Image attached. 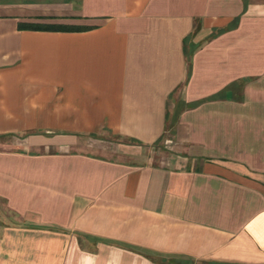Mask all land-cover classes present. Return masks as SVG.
Masks as SVG:
<instances>
[{
	"label": "crops",
	"instance_id": "0c3cea01",
	"mask_svg": "<svg viewBox=\"0 0 264 264\" xmlns=\"http://www.w3.org/2000/svg\"><path fill=\"white\" fill-rule=\"evenodd\" d=\"M0 264H264V0H0Z\"/></svg>",
	"mask_w": 264,
	"mask_h": 264
},
{
	"label": "trees",
	"instance_id": "16d2710c",
	"mask_svg": "<svg viewBox=\"0 0 264 264\" xmlns=\"http://www.w3.org/2000/svg\"><path fill=\"white\" fill-rule=\"evenodd\" d=\"M236 22V19L233 21V23ZM20 29L25 30H34V31H55V32H78L86 30V27H78V26H68V25H59V24H20L18 26ZM218 32H221L218 31ZM189 55L190 51L184 50V56L186 57V61L189 63Z\"/></svg>",
	"mask_w": 264,
	"mask_h": 264
},
{
	"label": "rangeland",
	"instance_id": "374dc122",
	"mask_svg": "<svg viewBox=\"0 0 264 264\" xmlns=\"http://www.w3.org/2000/svg\"><path fill=\"white\" fill-rule=\"evenodd\" d=\"M177 96H178V92H176L174 94V96H173L174 100L176 99ZM162 142L156 144V146L153 147L152 151H150V152L152 154H154V155H157V156H160V155L164 154L166 152V150L164 149Z\"/></svg>",
	"mask_w": 264,
	"mask_h": 264
}]
</instances>
